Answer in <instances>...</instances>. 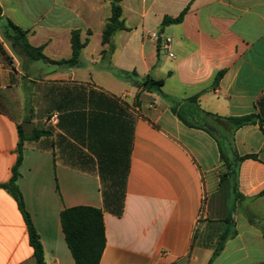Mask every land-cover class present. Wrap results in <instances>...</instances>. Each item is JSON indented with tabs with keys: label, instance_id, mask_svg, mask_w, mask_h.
<instances>
[{
	"label": "crops",
	"instance_id": "1",
	"mask_svg": "<svg viewBox=\"0 0 264 264\" xmlns=\"http://www.w3.org/2000/svg\"><path fill=\"white\" fill-rule=\"evenodd\" d=\"M121 5L129 30L116 33L110 58L102 55L108 50L102 35L112 0H0L3 22L27 31L29 43L50 60L72 58L75 30L85 44L73 68L30 62L0 28V185L11 180L18 159L19 127L33 123L27 134H49L24 144L17 185L46 264H76L61 213L77 206L103 211L100 264H208L227 219L237 235L213 264H264V131L259 123L234 131L185 104L199 94L200 110L264 121V0ZM182 13L180 24L162 26ZM166 37L173 57L161 46ZM124 72L164 85L161 92L142 91ZM180 102L210 123L229 166L215 136L173 114ZM235 153L257 159L237 164ZM124 178L117 215L103 184ZM0 264H36L18 204L2 188Z\"/></svg>",
	"mask_w": 264,
	"mask_h": 264
},
{
	"label": "trees",
	"instance_id": "2",
	"mask_svg": "<svg viewBox=\"0 0 264 264\" xmlns=\"http://www.w3.org/2000/svg\"><path fill=\"white\" fill-rule=\"evenodd\" d=\"M121 2L122 0H112V15L107 20L102 35V44L104 46H108V50L102 52L103 57L108 56L111 58V56L115 53L116 47L114 44V37L116 33L129 30L125 26V22L123 20V8ZM183 18L184 13H182L177 18L166 17L162 23V26L164 27L171 24H180L183 21ZM0 28L2 30L4 38L8 42H10L11 47L15 51V53H17L21 57L26 58L30 62L44 61L49 65H58L60 67L73 68L78 65L81 51L85 47V44L81 42V31H73L71 37L73 51L72 58L67 61L56 62L46 57L43 54L42 48H35L29 43L27 38V31L15 25L10 20H5V22H3V18H1V8ZM123 75L125 79L133 80L136 86L142 91L157 90L161 92V88L164 85L163 80H154L151 76L141 78L136 72H124ZM222 76V72L217 74L213 85L214 87H216ZM199 97V94L195 95L185 101V104L187 103L189 105V108H192L193 106L198 107L199 111L204 115L205 118L227 124L234 131L247 125H255L259 123L260 127L264 131V121L259 120L256 115H247L242 117H221L216 114L200 110L198 105ZM139 98L140 93L137 95V99ZM184 109V104L180 102L175 104L171 110L173 114L176 115L185 126L190 128L202 129L215 136L214 133L209 129V122L199 121L193 113H187V111ZM48 134V131L35 129L34 132L29 135L24 131L23 127H19L18 159L15 166L13 167L11 180L6 184L0 185V188L6 190L18 204L19 210L27 226L29 243L33 248L36 264H46L44 249L40 237L33 225L31 216L25 208L23 195L17 185V182L20 177L19 168L22 164V151L24 144L29 141L37 140L40 137ZM216 138L219 142L221 158L229 166L230 164L220 143V138ZM234 157L235 163L237 164H240L246 159H257V157L254 155L239 156L237 153L234 154ZM232 173L233 175H235V170H232ZM125 179L126 178H124V181L120 183L109 185L103 184V195L105 197V201L112 205L113 210L115 213H117V215H120L123 209V202L126 193ZM109 198H111V200ZM231 223L232 222L230 221V219L223 221V224H225V229L218 237L213 256L208 264H213L215 259L223 251L226 242L230 238H233L237 235L235 226H229ZM61 225L65 235L66 243L71 251L75 263L100 264L106 246L103 211L101 209L88 206L66 208L61 213ZM194 239L196 240V233Z\"/></svg>",
	"mask_w": 264,
	"mask_h": 264
},
{
	"label": "built area",
	"instance_id": "3",
	"mask_svg": "<svg viewBox=\"0 0 264 264\" xmlns=\"http://www.w3.org/2000/svg\"><path fill=\"white\" fill-rule=\"evenodd\" d=\"M152 37H153V38H157V33L152 34ZM172 43H173V40H172V38H170V37H166V38L164 39V41L161 43L162 48H163L165 51L169 52V54H170L171 57H173V54H172V52H171V49H172Z\"/></svg>",
	"mask_w": 264,
	"mask_h": 264
},
{
	"label": "water",
	"instance_id": "4",
	"mask_svg": "<svg viewBox=\"0 0 264 264\" xmlns=\"http://www.w3.org/2000/svg\"><path fill=\"white\" fill-rule=\"evenodd\" d=\"M161 43V42H159ZM34 124L33 123H26L24 125V131L26 133H31L33 131ZM210 130H214L213 128L209 127Z\"/></svg>",
	"mask_w": 264,
	"mask_h": 264
}]
</instances>
